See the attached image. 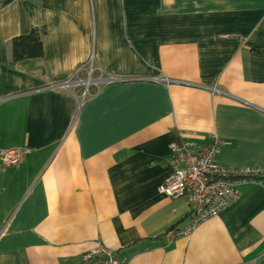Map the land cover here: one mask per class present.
Masks as SVG:
<instances>
[{"label": "crops", "instance_id": "1", "mask_svg": "<svg viewBox=\"0 0 264 264\" xmlns=\"http://www.w3.org/2000/svg\"><path fill=\"white\" fill-rule=\"evenodd\" d=\"M44 26L43 56L8 42ZM264 0H0V264H261L264 180L187 236L185 199L158 187L172 142L221 141L224 168L264 169ZM102 80L82 101L63 82ZM164 78L168 83L156 82Z\"/></svg>", "mask_w": 264, "mask_h": 264}, {"label": "built area", "instance_id": "2", "mask_svg": "<svg viewBox=\"0 0 264 264\" xmlns=\"http://www.w3.org/2000/svg\"><path fill=\"white\" fill-rule=\"evenodd\" d=\"M95 71L91 66L86 79L76 78L73 84L66 81L55 89L82 87L79 98L83 101L90 86L99 89L112 81V78L102 80L99 74L94 77ZM208 139L209 143L205 145L177 141L167 147L169 173L158 187V192L172 200L185 199L189 206V225L181 231L170 230L168 234L172 238L187 236L197 225L217 216L239 198L240 184L257 181L256 177L264 175V169L257 167L220 166L216 154L221 141L213 134ZM27 154L28 151L23 148L0 150V170L19 165ZM83 260L87 264H126L116 251L101 245L86 252Z\"/></svg>", "mask_w": 264, "mask_h": 264}, {"label": "trees", "instance_id": "3", "mask_svg": "<svg viewBox=\"0 0 264 264\" xmlns=\"http://www.w3.org/2000/svg\"><path fill=\"white\" fill-rule=\"evenodd\" d=\"M45 35L46 28L44 26H31L26 35L11 39L8 42L9 66L13 67L16 63L27 59L41 58L43 56L42 39ZM251 49L259 53H264L255 47H251ZM93 76L97 77L98 73L95 71ZM92 87L90 86L89 89ZM82 89L80 87L78 91L81 92ZM255 180H264V175L256 177ZM170 230H175V227L173 226L168 229L167 234ZM261 264H264V262Z\"/></svg>", "mask_w": 264, "mask_h": 264}, {"label": "rangeland", "instance_id": "4", "mask_svg": "<svg viewBox=\"0 0 264 264\" xmlns=\"http://www.w3.org/2000/svg\"><path fill=\"white\" fill-rule=\"evenodd\" d=\"M106 79H109V78H106ZM114 81H115V80L112 79V81H111L110 83H112V82H114ZM156 82H160V83H161V82H165V83H168L167 80H165L164 78H162L161 80H156ZM106 84H109V83H105L104 85H106ZM94 88H95V87H94ZM88 91H89V89H88ZM88 93H89V92H88Z\"/></svg>", "mask_w": 264, "mask_h": 264}]
</instances>
